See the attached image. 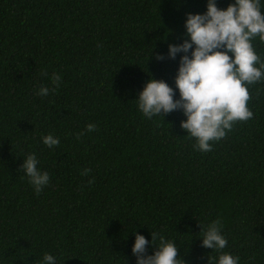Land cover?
<instances>
[{
  "label": "trees",
  "instance_id": "16d2710c",
  "mask_svg": "<svg viewBox=\"0 0 264 264\" xmlns=\"http://www.w3.org/2000/svg\"><path fill=\"white\" fill-rule=\"evenodd\" d=\"M204 10L205 0H0V264H39L45 252L58 264H135L134 235L152 232L184 264H207L218 253L201 246L200 227L216 219L221 251L264 264V80L248 86L252 118L207 152L180 111L146 119L135 102L149 78L174 87L177 60L155 55ZM252 45L264 59V41ZM41 86L54 91L40 97ZM28 153L49 174L38 194L20 169Z\"/></svg>",
  "mask_w": 264,
  "mask_h": 264
},
{
  "label": "clouds",
  "instance_id": "9594fccd",
  "mask_svg": "<svg viewBox=\"0 0 264 264\" xmlns=\"http://www.w3.org/2000/svg\"><path fill=\"white\" fill-rule=\"evenodd\" d=\"M261 9L264 0H232L223 9L217 7L216 0H205L202 13H186L180 42L168 44L165 53L155 55L157 61L177 60L174 87L163 79H147L135 99L138 111L146 119L180 111L184 117L180 128L201 152L211 151V142L224 138L235 122L252 118L247 106L248 86L264 80V59L252 45L253 38L264 41ZM60 81L54 72L51 83L59 87ZM50 91L54 89L41 86L36 95L44 97ZM94 128L92 123L86 125L87 131ZM42 143L52 148L59 144V138L49 133L42 137ZM38 163L36 154L28 153L20 165L37 194L49 183V174L37 167ZM88 171L84 169L82 174ZM221 229L218 219L200 227L201 246L218 253L209 256L207 264H240L238 256L221 251L227 244ZM150 237L146 240L141 234L134 235L130 251L135 264H184L171 240L157 232ZM147 247L154 249L151 254ZM39 264H58L57 257L45 252Z\"/></svg>",
  "mask_w": 264,
  "mask_h": 264
}]
</instances>
